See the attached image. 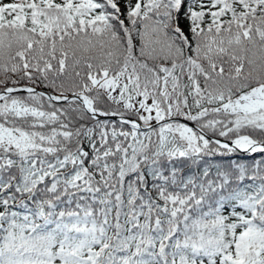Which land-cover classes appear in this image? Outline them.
Listing matches in <instances>:
<instances>
[{
	"label": "snow or ice",
	"instance_id": "1",
	"mask_svg": "<svg viewBox=\"0 0 264 264\" xmlns=\"http://www.w3.org/2000/svg\"><path fill=\"white\" fill-rule=\"evenodd\" d=\"M0 264H264V0H0Z\"/></svg>",
	"mask_w": 264,
	"mask_h": 264
},
{
	"label": "trees",
	"instance_id": "2",
	"mask_svg": "<svg viewBox=\"0 0 264 264\" xmlns=\"http://www.w3.org/2000/svg\"><path fill=\"white\" fill-rule=\"evenodd\" d=\"M4 2L7 3V2H10V0H4ZM182 26H183V25H182ZM101 119H104V118H101ZM110 120H111L112 122H116V121H117V119H111V118H110ZM16 210H19V209H16Z\"/></svg>",
	"mask_w": 264,
	"mask_h": 264
},
{
	"label": "water",
	"instance_id": "3",
	"mask_svg": "<svg viewBox=\"0 0 264 264\" xmlns=\"http://www.w3.org/2000/svg\"><path fill=\"white\" fill-rule=\"evenodd\" d=\"M105 119H110V118H105ZM111 119H118V118H111Z\"/></svg>",
	"mask_w": 264,
	"mask_h": 264
}]
</instances>
